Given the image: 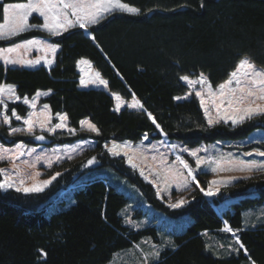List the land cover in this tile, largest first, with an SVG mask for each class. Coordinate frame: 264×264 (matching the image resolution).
Listing matches in <instances>:
<instances>
[{"label":"trees","instance_id":"obj_1","mask_svg":"<svg viewBox=\"0 0 264 264\" xmlns=\"http://www.w3.org/2000/svg\"><path fill=\"white\" fill-rule=\"evenodd\" d=\"M22 1L26 0H2L0 5ZM121 1L139 8L140 13H115L91 26L89 31L95 35V42L79 28L71 29L62 38L54 37L53 41L62 47L52 68L7 67L0 62V84L16 85L21 97L51 90L52 94L44 101L54 114L67 112L70 127L79 128L80 120L91 118L100 129L99 134H83L96 139L94 148L51 169L50 174L55 171L62 174L46 190L39 193L0 190V264H105L116 252L129 248L144 236L158 240L156 225L135 229L124 223L120 212L128 202L125 193L106 178L82 180V177L90 169L86 162L95 156L100 160L99 166L112 168L136 186L151 204L165 209L156 199L153 187L123 157L112 156L104 149V144L111 140L138 141L145 133L156 139L163 134H158L146 112L128 108L116 112L114 98L107 92L82 89L79 59H89L107 79L112 92L126 99L134 93L168 133L167 137L186 145L242 139L264 129L261 118L235 126L221 123L207 129L197 98L174 99L188 89L181 76L203 73L211 85L217 86L236 70L244 57L264 67V0ZM2 15L0 8V22ZM36 35L44 34L34 32L25 37ZM6 43L0 41V45ZM12 108L23 116L29 111L23 103H9V109ZM8 130L6 126L0 127V138L7 143L55 144L71 140L36 132L47 138L35 141L24 134L8 136ZM73 183L76 187L53 204L60 191ZM190 196L195 200L184 208L165 209L176 216L188 214L192 222L176 237V247L165 249L152 264H242L248 259L243 251L217 257L207 249L201 235L205 230L219 231L224 221L241 229L240 240L251 258L256 264H264V224L248 229L242 225L243 211L264 203V172L222 187L216 203L235 199L222 214L198 188ZM40 250L47 254L46 259Z\"/></svg>","mask_w":264,"mask_h":264},{"label":"snow or ice","instance_id":"obj_2","mask_svg":"<svg viewBox=\"0 0 264 264\" xmlns=\"http://www.w3.org/2000/svg\"><path fill=\"white\" fill-rule=\"evenodd\" d=\"M203 6V5H201ZM2 8V19L3 23H0V41L8 40L11 37L19 36L22 33H26L29 30L39 29L49 34L50 37L62 38L63 35L69 32L71 29H84L86 32L90 26L98 25L108 16L113 15L117 12L128 13V14H139L140 9L134 6H130L127 3H122L121 0H28L27 3H5L0 5ZM37 13L39 17L43 18L42 24H30L29 17ZM89 38L95 42V35H90ZM40 45V51L44 53L43 56L36 59L35 61H21L18 58H12L9 54L18 52L20 49H30L34 46ZM60 43H49L36 38L24 40L22 43H14L12 46L7 48H0V61H3L5 66L18 65L25 63L28 66L35 67L40 65L42 62L49 68L55 63L57 52L61 49ZM80 64H90V61L86 59H80ZM180 79L189 86H201L200 91H196L194 95L200 98L201 105H204V115L206 117V128L211 129L215 126L230 121L232 125H241L247 121H251L254 118L264 119V105L256 103L258 99H264V70H256L247 59H241L238 62L236 70L230 73V78L218 85V92L215 91L210 81L200 73L195 80H191L189 76H181ZM108 81L101 78L100 73L97 72L95 77L82 75L79 80L81 87H88L89 85L100 86L107 85ZM235 84L233 87L232 85ZM52 94L51 90L41 93L37 91L35 95L29 99L27 96L21 97L16 94L15 86L12 84H0V124L8 126V136H16L17 134H24L33 137L35 141H45L46 135H36V130L39 129L41 133L56 134L57 130H62L70 135H74L77 132L76 128L69 126V116L67 112H56L55 117L58 120L57 123H52L53 115L50 110V105L43 104L39 112L35 111L37 108V101L43 96H49ZM115 97V108L114 111L119 112L120 109L125 105V101L118 93H112ZM205 95L212 98L211 105H205ZM187 97L176 96L174 99L180 101ZM15 100L21 101L24 105H27L32 109L28 111L27 115L22 117L17 114L15 108L9 109L7 101ZM127 107L132 109H138L146 111L143 103L132 94L130 103H127ZM215 112V116L213 115ZM223 113V114H221ZM150 118L151 122L158 130V134H163L164 137L168 136V133L164 132V129L157 122L156 117L151 112L146 113ZM13 118L16 121H23L22 127H13ZM80 127L83 129L86 126L88 132L100 133V129L95 123L92 122L91 118H85L79 121ZM201 130H204L203 128ZM149 140V136L145 133L141 139L138 148L143 151L144 149L151 148L153 151H158L157 144L166 147L172 151L175 155V159L172 163H168L167 156L163 153L160 154L159 164L163 167L164 186L156 187V195L161 200L164 199L162 193L171 195L172 184H175L177 188L187 190L191 185L199 189V191L206 197L216 196L220 189L214 187L220 184L232 183L240 178L238 177H221L219 179H213L207 182V188L200 186V181L197 179L198 172L196 169H200L201 165H208L211 167L212 172L218 170H232L238 168L240 171H252L264 170V160L257 159H245L244 157H264V150L256 149L254 151L243 153V155H234L233 153H227V159L224 155L218 158L204 157L198 155L203 150L207 151V148H197L189 150L187 147H182L177 143H168L166 140L157 141L156 144L149 142L148 145L144 144V141ZM89 143V141H81V144ZM77 146L65 145L64 148H75ZM104 147L113 156L127 157V163L132 169H139L140 174L144 175V169L140 168L139 165L134 163L133 158L129 155V150L133 149L131 141H124L123 143H117L115 140L112 141L111 147L107 144ZM26 145L23 141L17 142L14 149L5 148L3 144H0V162L4 161H15L18 157L23 156V151ZM36 149L32 148L28 151V155L35 152ZM55 153L58 150L52 149ZM182 153H187L189 156L195 158L196 169H194L188 160L184 159ZM48 159L44 153L35 156V161ZM60 156H56L58 161ZM153 160H156L155 155L152 156ZM97 162V158L94 156L88 160V165H93ZM25 164L28 161H24ZM229 165L227 169H223V164ZM177 165H179L177 167ZM35 166L34 164L32 165ZM52 166V161L48 159V167ZM155 171V169H152ZM186 173V174H185ZM158 177L161 175L160 172L155 173ZM20 177L14 179L13 176ZM41 173L35 172L34 175H30L28 178L33 179L34 183L31 186L25 185V179L21 176L19 165L13 163V169L10 171L6 168H0V190L15 189L17 192L24 193H39L44 190L45 187L50 185L61 173L56 172L49 179L40 181L36 179ZM249 177H244L248 179ZM153 185H156V180L150 181ZM195 200V197H192ZM192 201L187 198L181 197L174 203H169L168 207L172 209H181L189 205ZM123 218L126 223L135 227L136 225L131 220L130 216L125 210H122ZM264 216V212H262ZM224 228L222 231L231 233L234 237V245L228 246L229 255L239 254L241 251L247 256L249 264H256L249 254L247 247L240 240L238 233L241 229H233L227 221H224ZM171 244V241L167 242ZM138 247V246H137ZM154 251L150 254L153 261H158L161 249L153 246ZM40 255L45 259L47 254L40 250ZM150 257L149 255L143 256L144 264H148Z\"/></svg>","mask_w":264,"mask_h":264},{"label":"rangeland","instance_id":"obj_3","mask_svg":"<svg viewBox=\"0 0 264 264\" xmlns=\"http://www.w3.org/2000/svg\"><path fill=\"white\" fill-rule=\"evenodd\" d=\"M1 1L2 0H0V2ZM27 2H28V0L22 1V2H9V3H27ZM122 3H124V2H122ZM130 6H132V5H130ZM117 13H121V12H117ZM0 23H3V20ZM29 23L30 24H37V25L42 24L43 18L39 17V15L37 13H33V15L31 17H29ZM34 32H42L44 35L25 37V35L32 34ZM86 33L89 36L91 35L89 30ZM32 38H36V39H39L42 41H47L49 43H55L53 41L54 37H50L48 33L44 32L42 30L34 29V30H29L26 33H22L19 36L11 37L8 40H3V41H8V43H6L4 45H0V48H7V47L12 46L14 43H22L24 40L32 39ZM57 54H58V52H57ZM9 55L12 58H18L21 61H28V60L35 61L36 59L43 56L44 53L42 51H40V45H37V46H34V47L27 49V50L20 49L18 52H14V53H11ZM56 57H57V55H56ZM81 59H86V60L90 61L87 58H81ZM243 59H247L248 62L251 65H253L256 70H264V67H260V66L256 65L249 57H244ZM0 62L3 64V61H0ZM55 63H56V60H55ZM55 63L51 66V68L55 65ZM8 66L9 67L26 68V69H37L39 67L44 66L45 68L50 69L43 62L40 65H36L35 67L28 66L25 63H21L18 65H8ZM78 72L80 74V77L82 75L95 77V74L99 71L93 67L92 62L90 61V64H87V65L80 64L78 62ZM100 76L102 79L107 80L106 78H104L101 75V73H100ZM197 77L198 76L189 77V78L191 80H195V79H197ZM229 78H230V76L227 79H229ZM3 84H10V83H3ZM12 85H14V84H12ZM14 86L16 89V94L19 95L16 85H14ZM187 86H188L187 91L183 95H179V96L187 97L186 99H190V98L195 97L200 102V98L196 97L194 95V93L196 91H200L201 86H199V85H196V86L187 85ZM232 86L234 87L235 84H233ZM212 87L215 91L218 92V85L217 86L212 85ZM81 88L82 89L93 88V89L103 90V91L107 92L109 95H111L115 101V97L112 95V93H115V92H112L109 89L108 84L107 85H100V86L89 85L88 87H81ZM38 91L43 93V92H47L48 90H38ZM33 96L28 97V98L31 99ZM47 97L48 96L41 95V97L37 101V108L35 111L39 112L41 110V106L45 103L49 105V103L44 101V99ZM131 99H132V97L129 99L123 98V100L126 103L120 109V111H122L125 108H128L130 110L147 113V110L145 109V107H144V109L146 111H141L138 109H132V108L127 107V103H130ZM183 100H185V99H183ZM204 100H205V105H211V102H212L211 97L205 95ZM180 101H182V100H180ZM7 103L9 105V103H23V102H22V100L21 101L9 100V101H7ZM256 103L264 105V99H258V100H256ZM115 104H116V101H115ZM200 105H201V103H200ZM201 107H202L203 112H204V105H201ZM114 108H115V105H114ZM28 109H29V111H32V109L30 107H28ZM50 110H51V107H50ZM16 112H17V114H19L17 110H16ZM51 113L53 115L52 123L53 124L57 123L58 120L56 119L55 114L52 112V110H51ZM221 114H223V113H221ZM213 115L215 116L214 111H213ZM21 116L24 117L23 115H21ZM68 123H69V121H68ZM225 123L231 124L230 121L225 122ZM1 126H6V125L0 124V127ZM12 126L13 127H22V126H24L23 121L22 120L16 121L13 118ZM6 127H8V126H6ZM76 129H77V132L74 135H70V134H68L62 130H57L56 134H50V135H57V136L59 135L62 137L65 136V137L71 139V140L63 142V143L29 144V143H26L23 141V143L26 145V148L23 150L25 152V154L23 156L18 157L15 161L9 160V161L0 162V168H6V169H9L10 171H12L13 163H15L16 165H19L20 173H21V176H23L25 179V185L26 186H31V184L34 183V180L30 179L28 177L30 175H34L35 172H37V171H39L41 173V175L36 178L40 181L49 179L56 172H59L62 174L61 171H55L54 173L50 174V171L55 165L65 161V160H69V159L73 158L74 156L81 154L82 152L86 151L87 149H92L96 146V139H94L93 137H90V136H83V134L85 132H88L86 130V126H85V128L82 129L79 125V128H76ZM36 132H40V130L37 129ZM88 133H92V132H88ZM94 134H96V133H94ZM141 139L138 141H131L133 149H136V150L135 151L129 150V155L132 156L134 163L139 165L140 168L144 169V175L142 176L140 174L139 169H132V170H134L144 182L150 184L153 187V189L155 191L156 199H158V201L165 207V209H169V210H177V209H172V208L168 207V204L176 202V200H178L181 197H184V198L189 199L190 201H193L190 194H191L192 190L197 188L195 186V184L191 185L187 190L179 189L176 187L175 184H172L170 196L166 193H162V195L164 196L163 200H161L159 197H157L156 187L160 186L162 188L164 186V176H165L164 169L159 164L160 154L163 153L167 156L168 163H172L174 161L175 155L172 153V151L170 149L163 147L159 144H157L158 151H153L151 148H147V149H144L143 151H141L138 148V146L140 145ZM85 140L89 141V143L81 144V141H85ZM162 140H166L168 143L180 144L182 147H187L189 150L197 149V148L203 149L206 147L207 148L206 152L201 150L198 153V155L204 157L205 159H208L209 157L218 158L221 155H224L225 159H227L226 154L229 152L233 153L234 155H241L242 156L243 153L254 151L256 149L264 150V129H257L254 132L250 133L247 137L242 138V139L216 140V141L210 142V143L203 142V143H200L196 146H189V145H186L183 141H180L177 139H171L169 137H164L163 135L160 138H156V139L151 138L149 136V140L144 141V144L148 145L149 142H151L152 144H156L157 141H162ZM112 141L113 140H111L105 144H107L108 147L110 148ZM115 141L117 143H123L124 141H129V140H123V141L115 140ZM17 142H20V141H15L13 143H7L0 138V144H3L5 148H9V149H14L15 144ZM65 145H71V146L79 145V146L75 147L74 149L71 147L65 149L64 148ZM32 148H35L36 151L33 152L31 155H28V151ZM52 149H57L58 151L54 153L52 151ZM104 149L106 150L107 153H109L105 147H104ZM41 153H44L46 155V157L52 161L51 167H48V159H44V160H41L39 162L35 161V156L39 155ZM109 154L111 155V153H109ZM57 155L60 156V159L58 161L56 160ZM153 155H155L157 157L156 160L152 159ZM182 155L184 156V159L188 160V162L191 164V166L194 169H196L195 158L189 156L187 153H182ZM116 157H123L125 159L126 164L128 165L127 157H124L123 154H121V156H116ZM244 158L245 159L264 160V157H257L255 155L253 157H244ZM24 161H28V163L25 164ZM87 162H86V167L90 168V169L84 172L82 180L88 179V178H93V177L106 178L110 184H112L117 190L125 193L126 196L128 197V202L122 210H125L127 212V214L130 216L131 220L133 221V223L136 226L133 227V226H131L125 222V220L123 218L122 210H121L120 215L123 218V221L127 226L135 228V229H141V228H145V227L152 226V225L157 226V235H158L157 241L154 240V238L151 236H144L139 241L133 243V245L130 246L129 248H126V249H123L119 252H116L112 256V258L108 262H106L105 264H144V261H143L144 255H149L150 259L148 261V264H152V263L156 262V261H153L151 259V256H150V254L154 251L153 246H155L158 249H161L160 256H161V253L165 249H168V248L173 249L176 247V237L181 235L182 233H184L186 228L192 222V218L190 217V215L182 214V215L176 216V215L169 213L165 209H160V208L156 207L155 205L151 204L146 199V197L141 193V191L136 186H134L132 183H130L127 178L120 176L112 168L99 166L100 165L99 159H97V162L93 165H88ZM33 164L35 165L34 167L32 166ZM128 166L130 167V165H128ZM178 166L179 165H177V167ZM211 167H215V165L208 166V165L202 164L200 169H196V171L198 172L197 179L200 181L201 187L207 188L208 185L205 186V184H204L205 181L208 182L210 180L219 179L221 177H238V178H240L239 180H242V179H244V177H251L255 174L264 172V170H256V169H253L252 171H240L238 168H233L232 170H218L216 172H212ZM228 167H229V165H227L226 163L222 165L223 169H227ZM152 169H155V171H152ZM156 172H160L161 175L158 177L155 174ZM205 174H207V176H205ZM59 177L60 176H58L56 178V180ZM13 178L19 179L20 177L14 175ZM2 179H3V177H2ZM56 180H54L50 185L45 187L44 190L49 188ZM152 180H156V185H153L152 183H150V181H152ZM239 180H237V181H239ZM237 181H233L232 183H227V184L216 185L214 187H219V189L221 190L222 187L233 184ZM75 187H76V184L73 183V185L70 188L61 190L60 193L53 199V204L57 203V201L59 200V197L64 196L67 192H71V188H75ZM13 190H15V189H13ZM1 191L5 192V190H1ZM219 193H220V191H219ZM218 194L214 197H206V196L205 197L211 202V204L215 208V210H217L220 214H222L223 211H225L226 209L231 207V204L235 201V199L229 198V199L224 200L221 203H216L215 200L217 199ZM69 196H70V194H69ZM72 201L73 200H71L69 202V204L72 203ZM262 212H264V203L257 205V206H254V207H251V208L245 209L243 211V217H242L243 229L255 227L259 224H264V216H262ZM222 229H220L217 232L205 230V231L201 232V235L204 237V239L206 241L207 249L213 255H215L217 257H228V256H230L228 246L230 244L235 246L234 245V237L231 233L224 232V231H222ZM233 229H238V228H233ZM238 235H239V233H238ZM168 241H171V244H168L167 243ZM160 256H159V258H160ZM242 264H249L248 259L245 260L244 262H242Z\"/></svg>","mask_w":264,"mask_h":264},{"label":"bare ground","instance_id":"obj_4","mask_svg":"<svg viewBox=\"0 0 264 264\" xmlns=\"http://www.w3.org/2000/svg\"><path fill=\"white\" fill-rule=\"evenodd\" d=\"M7 67H9V66H7Z\"/></svg>","mask_w":264,"mask_h":264}]
</instances>
